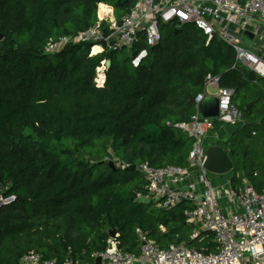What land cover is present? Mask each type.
Returning a JSON list of instances; mask_svg holds the SVG:
<instances>
[{
  "label": "trees",
  "instance_id": "1",
  "mask_svg": "<svg viewBox=\"0 0 264 264\" xmlns=\"http://www.w3.org/2000/svg\"><path fill=\"white\" fill-rule=\"evenodd\" d=\"M134 2L0 0V192L15 195L0 208V264H20L30 250L56 264H97L92 254L106 248L109 229L135 254L137 229L159 247L182 242L215 251L213 233L186 222L187 202L161 209L139 198L148 193L140 164L190 168L193 140L177 124L197 113L195 97L208 74L232 90L241 114L232 135L213 119V132L225 133L218 143L231 159L232 184L239 172L264 190V108L252 109L264 100V83L217 36L207 41L197 26L170 22L153 46L140 32L123 58L107 49L88 55L90 44L82 42L45 50L49 39L94 25L98 3L120 21ZM145 47L147 56L133 66ZM104 59L105 81L96 86Z\"/></svg>",
  "mask_w": 264,
  "mask_h": 264
},
{
  "label": "built area",
  "instance_id": "2",
  "mask_svg": "<svg viewBox=\"0 0 264 264\" xmlns=\"http://www.w3.org/2000/svg\"><path fill=\"white\" fill-rule=\"evenodd\" d=\"M96 16L94 25L74 35L49 39L45 50L54 52L69 42L90 44L88 55L105 49L130 48L140 32L146 45L153 46L159 41L163 23L178 22L197 26L207 41L217 36L234 50L236 60L264 77V0H135L120 21L115 19L110 5L98 3ZM245 31L252 34L249 45L241 41ZM146 56L145 47L131 58L132 65L138 66ZM105 60L96 67V86L104 84ZM205 96L217 97V118L200 117L197 112L190 122L177 124L193 140L188 154L190 168L140 164L138 169L147 181L148 193L139 198H149L161 209L187 202L186 222L199 223L201 228L211 231L215 251L206 253L182 242L159 247L137 229L140 241L137 254L122 249L116 234L108 237L104 250L92 254L95 259L100 258L99 264H264V190L257 191L245 176L235 187L230 173L221 183H214L204 167L206 139L213 132V119L237 125L241 114L232 103V90L220 86L217 76L205 77L203 90L195 97L196 105ZM223 199L228 206H224ZM14 200V194L0 192V208ZM20 264H56V260L30 250L21 256ZM63 264L74 261L67 258Z\"/></svg>",
  "mask_w": 264,
  "mask_h": 264
},
{
  "label": "water",
  "instance_id": "3",
  "mask_svg": "<svg viewBox=\"0 0 264 264\" xmlns=\"http://www.w3.org/2000/svg\"><path fill=\"white\" fill-rule=\"evenodd\" d=\"M177 27L180 26V23L177 22ZM175 31H179L177 28ZM2 38V34L0 33V39ZM252 34L248 31H245L241 35V41L249 45L251 42ZM104 43V42H103ZM110 64V60H105V65L108 67ZM197 112L200 117L205 118H217L218 116V99L216 96H205L198 104H197ZM222 128L228 135H232L234 132L238 130V125H231L228 123H223ZM205 161H204V167L208 172L221 174V173H227L232 169V162L231 159L228 157L226 150L223 146L217 144V145H210L207 146L205 149ZM109 165L112 168H115L114 161L110 160ZM131 169H134V165L129 166ZM149 199V198H148ZM151 201V199H149ZM109 237H115L116 236V230L115 229H109L108 231ZM141 244H144V240L141 241ZM96 263H100V258L97 257Z\"/></svg>",
  "mask_w": 264,
  "mask_h": 264
},
{
  "label": "rangeland",
  "instance_id": "4",
  "mask_svg": "<svg viewBox=\"0 0 264 264\" xmlns=\"http://www.w3.org/2000/svg\"><path fill=\"white\" fill-rule=\"evenodd\" d=\"M129 53V47H123L122 49H118L117 50V54L120 56V57H126L127 56V54ZM258 80H259V82H261V83H264V77L262 78V77H256ZM209 90L211 91V92H215V89H212V88H209ZM264 108V100H259V101H257V102H254L253 103V105H252V109H253V111H261L262 109ZM246 120V125H244V126H242L241 128H240V130H239V133H238V137L239 138H241V141L242 140H245L246 138H247V136L249 135V133H250V129H251V125H250V117L249 118H246L245 119ZM213 132H212V134L210 135V136H213ZM207 139L208 140H210V139H212V137H207ZM233 168L230 170V172H233ZM227 173H229V172H227ZM227 173H221V174H216V173H212V172H208V176L210 177V178H219V177H221V176H225ZM241 174L238 172V174L236 175L238 178H236V181L237 182H235L234 181V183H235V187H237L239 184H240V179H241V176H240ZM262 178L264 179V176H262ZM195 226H196V229H198V228H201V225L199 224V223H197V224H195Z\"/></svg>",
  "mask_w": 264,
  "mask_h": 264
},
{
  "label": "crops",
  "instance_id": "5",
  "mask_svg": "<svg viewBox=\"0 0 264 264\" xmlns=\"http://www.w3.org/2000/svg\"><path fill=\"white\" fill-rule=\"evenodd\" d=\"M224 136H225V133L223 132V130L219 129L217 132H215L213 134V136H209V137H212V139H210V140L206 139V147L210 146V145L219 144L218 142L220 140H222L224 138ZM227 176L228 175L226 174L225 176H221L219 178H212V179H213L214 183H221L224 179H227ZM222 203L224 204V206L229 205V203L225 199L222 200Z\"/></svg>",
  "mask_w": 264,
  "mask_h": 264
}]
</instances>
